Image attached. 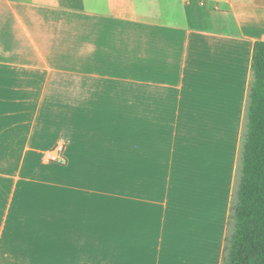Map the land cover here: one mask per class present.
<instances>
[{
    "label": "crops",
    "instance_id": "1",
    "mask_svg": "<svg viewBox=\"0 0 264 264\" xmlns=\"http://www.w3.org/2000/svg\"><path fill=\"white\" fill-rule=\"evenodd\" d=\"M261 41L264 0H0V264H223Z\"/></svg>",
    "mask_w": 264,
    "mask_h": 264
},
{
    "label": "trees",
    "instance_id": "2",
    "mask_svg": "<svg viewBox=\"0 0 264 264\" xmlns=\"http://www.w3.org/2000/svg\"><path fill=\"white\" fill-rule=\"evenodd\" d=\"M252 69L223 264H264V41L255 44Z\"/></svg>",
    "mask_w": 264,
    "mask_h": 264
},
{
    "label": "built area",
    "instance_id": "3",
    "mask_svg": "<svg viewBox=\"0 0 264 264\" xmlns=\"http://www.w3.org/2000/svg\"><path fill=\"white\" fill-rule=\"evenodd\" d=\"M65 148L66 141L58 142L53 148L47 150L43 154V158L46 162L54 164H65Z\"/></svg>",
    "mask_w": 264,
    "mask_h": 264
},
{
    "label": "rangeland",
    "instance_id": "4",
    "mask_svg": "<svg viewBox=\"0 0 264 264\" xmlns=\"http://www.w3.org/2000/svg\"><path fill=\"white\" fill-rule=\"evenodd\" d=\"M238 178H239V176H238ZM238 181H239V179H238ZM237 185H238V182H237Z\"/></svg>",
    "mask_w": 264,
    "mask_h": 264
}]
</instances>
